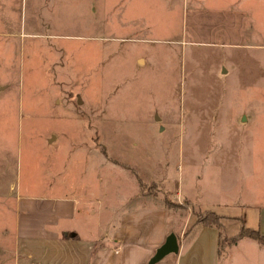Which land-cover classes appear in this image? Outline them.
I'll list each match as a JSON object with an SVG mask.
<instances>
[{"label":"rangeland","instance_id":"1","mask_svg":"<svg viewBox=\"0 0 264 264\" xmlns=\"http://www.w3.org/2000/svg\"><path fill=\"white\" fill-rule=\"evenodd\" d=\"M134 175L185 231L264 205V0H0V264L21 195L109 212Z\"/></svg>","mask_w":264,"mask_h":264},{"label":"crops","instance_id":"2","mask_svg":"<svg viewBox=\"0 0 264 264\" xmlns=\"http://www.w3.org/2000/svg\"><path fill=\"white\" fill-rule=\"evenodd\" d=\"M134 177L132 194L122 197L121 208L109 212L107 206H95L73 195H21L14 230L19 245L13 263L150 264L155 250L172 234L176 251L152 264H232L241 243L255 250L253 255L260 260L252 256L254 264H264V245L239 235L241 228H248L264 236V205L248 206L236 217L201 209L222 219V232L214 225L201 224L185 231L187 218L181 219L156 197L139 193L140 183ZM176 197L172 201L181 204V193ZM235 222L239 228L231 233L228 229ZM221 235L236 237L226 248L227 254H220ZM248 259L245 252L240 256L241 263Z\"/></svg>","mask_w":264,"mask_h":264},{"label":"trees","instance_id":"3","mask_svg":"<svg viewBox=\"0 0 264 264\" xmlns=\"http://www.w3.org/2000/svg\"><path fill=\"white\" fill-rule=\"evenodd\" d=\"M198 222L202 226H211L214 225L217 226V219H219L218 215L211 211H207L204 213L203 216L198 217ZM239 235H245L253 240H255L258 244L264 245V236L260 235L258 231L251 230L248 228H241Z\"/></svg>","mask_w":264,"mask_h":264},{"label":"water","instance_id":"4","mask_svg":"<svg viewBox=\"0 0 264 264\" xmlns=\"http://www.w3.org/2000/svg\"><path fill=\"white\" fill-rule=\"evenodd\" d=\"M176 249H177V245H176L175 236L169 234L168 236H166L164 242L155 250L154 254L149 259V263L152 264L158 261L165 254L172 251H176Z\"/></svg>","mask_w":264,"mask_h":264}]
</instances>
